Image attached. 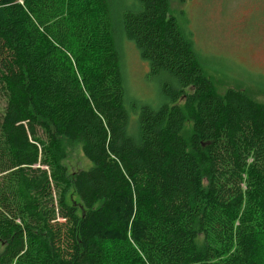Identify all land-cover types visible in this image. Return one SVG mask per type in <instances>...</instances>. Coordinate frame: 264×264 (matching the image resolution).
I'll return each mask as SVG.
<instances>
[{"label":"trees","instance_id":"1","mask_svg":"<svg viewBox=\"0 0 264 264\" xmlns=\"http://www.w3.org/2000/svg\"><path fill=\"white\" fill-rule=\"evenodd\" d=\"M119 26L155 107L125 102L108 0H0V264H261L264 104L213 90L170 0Z\"/></svg>","mask_w":264,"mask_h":264},{"label":"rangeland","instance_id":"2","mask_svg":"<svg viewBox=\"0 0 264 264\" xmlns=\"http://www.w3.org/2000/svg\"><path fill=\"white\" fill-rule=\"evenodd\" d=\"M108 3L114 42L120 54L125 102L155 107L164 101V79L150 73L148 62L140 57L135 44L119 26L120 14L135 0ZM170 11L190 39L202 71L216 93L223 94L231 87L264 104V0H170ZM178 104L181 106L183 100ZM182 134L185 138L190 136V121L185 122ZM58 155L69 173L91 167L78 142L61 139ZM67 198L76 200L71 193ZM259 228V259L264 264V220Z\"/></svg>","mask_w":264,"mask_h":264}]
</instances>
